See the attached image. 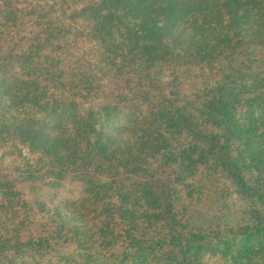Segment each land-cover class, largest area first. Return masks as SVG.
<instances>
[{"label": "trees", "instance_id": "1", "mask_svg": "<svg viewBox=\"0 0 264 264\" xmlns=\"http://www.w3.org/2000/svg\"><path fill=\"white\" fill-rule=\"evenodd\" d=\"M88 9V15L77 13ZM76 13L87 27L72 33L74 42L68 40L72 48L62 49L64 56L67 49L72 56L66 64L64 58L55 62L43 53L45 42L51 43L53 36L51 24L59 18L36 17L34 12V74L32 67L21 73L7 71L12 81L0 80L7 88L0 90L8 97L0 100L4 110L14 101L55 115V124L34 117L33 131L25 130L30 126L20 130L32 153L51 159L34 161V183L57 176L91 183L81 199L82 208L67 219V234L56 236L93 243L95 232L86 238L88 222L82 213L90 200L98 205L97 211L108 207L112 218L117 213L133 216L136 208L152 209L157 200L148 184L134 180L149 177L144 182L153 184L166 170L185 187L214 175L230 180L239 196L264 199L260 189L248 187L250 172H246L248 161L257 165L256 159L264 158V131L260 133L264 127V0H96ZM2 14H14L21 21L26 17L8 4ZM86 43L92 46V56L99 57L93 65L76 54L77 47ZM5 69L0 60V70ZM43 84L52 85L57 94H49ZM96 97L99 102H91L92 107L83 104L85 98ZM185 132L187 137L180 138ZM143 162L146 168L138 166ZM258 171L264 174L261 168ZM105 175L115 182L102 184ZM121 178L125 186L117 181ZM160 205L165 209L162 218L170 221L166 224L169 237L174 243L181 241L187 232L173 205ZM261 234L257 229L256 236ZM131 242L135 245V240ZM49 243L44 238L27 243L19 239L12 247L34 248L37 256L44 255L37 253ZM117 257L120 264L132 258Z\"/></svg>", "mask_w": 264, "mask_h": 264}, {"label": "rangeland", "instance_id": "2", "mask_svg": "<svg viewBox=\"0 0 264 264\" xmlns=\"http://www.w3.org/2000/svg\"><path fill=\"white\" fill-rule=\"evenodd\" d=\"M94 1L96 0H0V51L5 52L0 60L6 67L5 70H0V80L7 77L12 81L14 77L9 71L21 73L31 67V73L34 74V12L36 17L59 18L55 19L54 25L51 24L53 30L49 32L53 36L49 40L52 44L45 42L43 53L45 58L49 56L55 62L64 58L63 64H66L72 56L68 49L64 56L62 49L72 48L69 45L70 40L74 42L72 33L83 32L87 27L77 13L84 12L88 15L91 11L88 9L76 13V9ZM6 4L12 9L14 7L24 11V20L21 21L14 14H2ZM70 31L71 34L68 35ZM91 50L92 46L88 43L77 47L78 59L93 65L94 60L99 57L98 54L92 56ZM85 52L88 53L87 56H84ZM68 69L72 70V67ZM191 74L188 72L189 76ZM197 78L198 75L196 80ZM5 87L0 83L1 91L6 90ZM31 90L34 96V86L30 88V93ZM1 91L0 100H8ZM46 91L49 94L58 92L52 85H48ZM91 102L98 103L99 99L85 98L83 104L92 107ZM46 112L48 111L41 112L28 104L23 107L14 101L9 109L4 110L0 105V264H120L117 254L132 256L125 264H264V199L239 196L235 194L230 180L219 179L214 175L201 184L198 182L201 178H197L194 182H188L186 187L180 183V179L175 182V177L169 170L159 175V180L152 182L153 184L144 182L149 177L134 180V183L140 180L143 184H148L152 198L157 200V203L151 201L155 208L153 205L152 209L145 208L142 211L141 208H136L131 213L133 216L126 217L125 214L117 213L112 218L108 207L97 211L98 205L90 200L84 203L86 210L83 209L82 213L88 222L86 238L95 232L93 243L85 245L77 239L64 241L63 237L56 236L60 233L67 234L70 228L67 219L82 208L81 199H85L87 187L91 183L75 176L62 179L57 176L54 180L37 179L34 183V177H37L34 173V161L44 160L47 163L51 159L45 155L38 158V153H32L28 145L30 141L20 135V130H24V126H30L25 130L33 131L34 126L30 122L34 121V117L45 123H54L52 119L55 115L47 116ZM104 124L106 127L109 125L107 122ZM63 130H69L68 125ZM263 131L264 127L260 133ZM182 136L186 138L187 133L181 134L180 138ZM22 140H26L25 143ZM150 159L151 157L147 162ZM256 161L257 165L247 162L246 172H250L247 175L248 187L258 188L264 195V174L258 171L260 168L264 170V158ZM147 162L138 166L146 168ZM100 179L102 184L115 182L110 175ZM124 180L121 178L117 181L125 186L127 182ZM92 181L96 182L94 179ZM121 188L122 186L116 191ZM160 202L163 203L162 206H166L168 202L173 205L174 214L184 226V232H187L182 234L181 241L176 239L174 243L169 237L166 224H170V221L168 217L162 218L165 209H162ZM153 211L155 215H152ZM59 214L65 216L58 219ZM101 222H105V225ZM257 229L262 232L260 237L256 236ZM70 231L73 234V228ZM175 234L174 231L171 233ZM39 238L50 242L46 249L37 253L44 255L34 256V248L24 247L21 251V247L20 250L12 247L19 239L27 243ZM131 240H135V245H131ZM102 256L109 259V262L106 263Z\"/></svg>", "mask_w": 264, "mask_h": 264}]
</instances>
